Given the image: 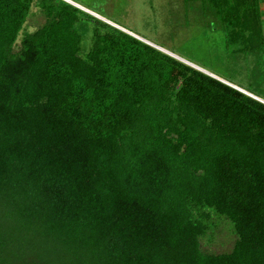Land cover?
Listing matches in <instances>:
<instances>
[{
    "label": "trees",
    "instance_id": "trees-1",
    "mask_svg": "<svg viewBox=\"0 0 264 264\" xmlns=\"http://www.w3.org/2000/svg\"><path fill=\"white\" fill-rule=\"evenodd\" d=\"M32 1L0 0V264H264V103L63 0L12 54ZM201 1L264 53L261 0Z\"/></svg>",
    "mask_w": 264,
    "mask_h": 264
},
{
    "label": "rangeland",
    "instance_id": "rangeland-1",
    "mask_svg": "<svg viewBox=\"0 0 264 264\" xmlns=\"http://www.w3.org/2000/svg\"><path fill=\"white\" fill-rule=\"evenodd\" d=\"M63 1L264 101V53L241 52L239 49L243 44L238 41L226 46L225 33L215 13L207 5L204 8L201 0ZM40 3L39 0L32 1L30 12L11 46L12 54L18 55L24 39L49 23L50 17ZM259 7L264 29V0ZM75 29L80 34L78 54L82 55L91 47L94 27L78 22ZM177 114L174 112L173 117ZM192 212L193 217L202 213L207 216L208 229L201 239L203 251L221 253L232 249L236 237L228 220L209 208L193 207Z\"/></svg>",
    "mask_w": 264,
    "mask_h": 264
},
{
    "label": "water",
    "instance_id": "water-1",
    "mask_svg": "<svg viewBox=\"0 0 264 264\" xmlns=\"http://www.w3.org/2000/svg\"><path fill=\"white\" fill-rule=\"evenodd\" d=\"M130 34V33H129ZM130 35H132V36H134V37H136L135 35H133V34H130ZM137 38V37H136ZM168 54V53H167ZM184 62V61H183ZM189 65V64H188ZM190 66H192V65H190ZM192 67H194V68H196V69H198V70H200V71H202V72H205V71H203V70H201V69H199L198 67H195V66H192ZM206 73V72H205ZM206 74H208V73H206ZM210 75V74H209ZM212 76V75H211ZM228 84V83H227ZM249 96H251V95H249ZM253 97V96H252ZM253 98H255V97H253ZM255 99H257V98H255ZM257 100H259V101H261V102H263L264 103V101L263 100H260V99H257Z\"/></svg>",
    "mask_w": 264,
    "mask_h": 264
},
{
    "label": "crops",
    "instance_id": "crops-1",
    "mask_svg": "<svg viewBox=\"0 0 264 264\" xmlns=\"http://www.w3.org/2000/svg\"><path fill=\"white\" fill-rule=\"evenodd\" d=\"M255 96H256V95H255ZM255 98L259 99V98H261V97H259V96H256Z\"/></svg>",
    "mask_w": 264,
    "mask_h": 264
}]
</instances>
